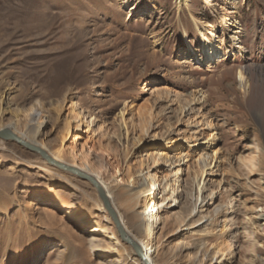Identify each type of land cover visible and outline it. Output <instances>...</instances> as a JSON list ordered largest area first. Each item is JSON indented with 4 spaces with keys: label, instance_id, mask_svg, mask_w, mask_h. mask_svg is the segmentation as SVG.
<instances>
[{
    "label": "rangeland",
    "instance_id": "374dc122",
    "mask_svg": "<svg viewBox=\"0 0 264 264\" xmlns=\"http://www.w3.org/2000/svg\"><path fill=\"white\" fill-rule=\"evenodd\" d=\"M205 39L220 53L213 60L204 58ZM32 106L47 116L37 141L62 147L68 163L78 153L106 165L114 192L129 176L145 174L153 154L182 151L193 161L200 146L193 130L217 126L223 156L218 171L207 173L204 196L214 190L209 209L224 211L196 264H264V0H0V131L23 125ZM74 111L91 127L66 132ZM194 198H184V215ZM43 202L88 220L66 221L75 230L65 236L50 223L48 205L35 210ZM100 202L106 208L89 182L0 139V264H124L115 219ZM165 212L147 235L156 259L191 264L188 245L199 237L193 228L205 221L187 228L175 223L180 209L168 222ZM95 238L112 258H97ZM179 240L187 246L176 247ZM221 242L229 255L211 261Z\"/></svg>",
    "mask_w": 264,
    "mask_h": 264
},
{
    "label": "bare ground",
    "instance_id": "6f19581e",
    "mask_svg": "<svg viewBox=\"0 0 264 264\" xmlns=\"http://www.w3.org/2000/svg\"><path fill=\"white\" fill-rule=\"evenodd\" d=\"M135 5H133V8ZM185 44L186 53H184V56H188V52H192L193 48L186 36ZM210 46V40L205 39L203 41L202 51H204L203 55L205 59L211 58V60H213L214 56H217L220 53H215V50L213 48L210 49ZM164 98L173 101L172 98L168 96V93L164 94ZM182 108L183 111H186L188 103H185ZM163 112H161V115ZM23 115L25 118V123L23 125L11 122L2 126L1 130H9L24 143L42 149L52 160L84 172V174L91 177L100 185L104 197L109 203L111 209L110 215L113 220L115 219V229L113 228V234L118 233L120 239L123 241L122 243L118 242L119 260L121 263L168 264L162 263L156 259V256L158 255V247H154L152 243L147 240V235L155 230L158 221L161 220L160 215L163 209L167 210L164 219L166 222L171 221L169 213L172 209H180L175 223L180 226L182 225L183 227L188 228L205 221L193 228L195 236L199 237L196 238L192 244L188 245V248L194 250L193 253L189 254V259L193 260L191 264H196V262H198V256L200 254L208 252V250L205 251L206 237L210 233V227L214 225L218 216L224 211L222 205H218L212 210L209 209V207L213 205V202L211 201H213L214 198V190H210L207 196H204L210 182L208 176H212L207 173L209 172V174H212L218 171L221 162L220 160L223 156L220 148V130L217 126H212L208 123V128L210 130L206 133L203 131L198 132L196 130L197 128L193 130L192 138L194 141L192 143L196 144L194 146H197V144L200 145L199 149L194 152L193 161L189 154L182 151L173 156L170 153L163 152L153 154L149 158V163L151 165L145 164V174H143L142 171H139L134 174V178H132V175L129 176L123 182V185L117 187V192H114L108 183V178L105 177V173L108 170L106 165L102 164L100 167H96L87 158H84L82 154L78 153L75 159L68 163L62 147L53 145L49 149L37 141L41 127L46 122L47 116L34 106L24 111ZM84 124L87 128H90L92 121L85 122L81 113L74 111L71 123L66 128V132L73 131L75 133H80L82 132L81 128ZM190 130L191 129L187 132H190ZM88 131L89 129L85 130L83 134H87ZM187 134L182 137V141L188 144L190 143V136L189 133ZM77 136L72 135L71 146L73 148L76 146L78 139ZM156 138L163 144H167V139H164L163 136H158ZM241 163L246 164L245 161ZM243 166L247 167L246 165ZM118 169L121 172L119 167ZM161 170L163 171L161 172ZM187 196H194L195 201L191 209L188 211V215H184L183 213L186 212L184 198ZM42 205H48V203L43 202L41 205L37 204L35 210L46 208ZM48 206L51 208V214L49 217L50 223L58 225L59 227L63 226L61 228V233L65 236L72 234V232H69V230L72 229V226L67 224L66 221H74L77 224H84L88 220L85 213H80L77 210L58 212L56 204L50 203ZM98 206L103 213L107 212V209L104 208L101 202ZM1 210L5 213L7 211L5 207ZM72 230L75 229L73 228ZM213 231H216V229ZM122 237L129 239L133 245L127 243ZM94 242L102 253L98 254L97 258H106L108 260L109 258H112L113 255L104 250V246L106 245H104L105 243L103 240L95 238ZM49 244L52 246V242ZM125 244L129 245L131 247L130 249H133L135 252L134 255L136 256L135 259H130V249ZM223 245L224 243L221 242L214 249L210 250L209 255H212L211 261H216L217 259L229 255L225 248H223ZM175 246L182 249L187 246V243H185L184 240H179ZM171 255L172 256L170 257L169 254V260H172L175 257L174 254ZM194 260L196 261L194 262ZM76 263L78 264V261H76ZM87 263L93 264L92 261H88Z\"/></svg>",
    "mask_w": 264,
    "mask_h": 264
},
{
    "label": "water",
    "instance_id": "95a60500",
    "mask_svg": "<svg viewBox=\"0 0 264 264\" xmlns=\"http://www.w3.org/2000/svg\"><path fill=\"white\" fill-rule=\"evenodd\" d=\"M0 139H4V140H13L15 142H17L18 144L24 146V147H27L28 149L30 150H33V151H36L38 152L50 165L54 166V167H57L58 169H61V170H64V171H67V172H70L78 177H80L82 180L84 181H87L89 182L90 184H92V186L94 188L97 189L101 199L103 200L104 204H105V207L107 208V210L109 211V213L111 214V210L109 208V204L108 202L106 201V198L104 197V193L103 191L101 190L100 188V185L94 181L91 177L87 176L86 174H84L83 172L75 169V168H72V167H67L63 164H60L54 160H52L51 158H49L43 151H41L40 149L38 148H35L33 146H30L26 143H24L23 141H21L18 137H16L14 134H12L9 130L7 129H4L2 131H0ZM127 243L129 244H132V242L125 238V237H122ZM133 245V244H132Z\"/></svg>",
    "mask_w": 264,
    "mask_h": 264
}]
</instances>
